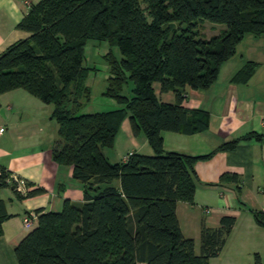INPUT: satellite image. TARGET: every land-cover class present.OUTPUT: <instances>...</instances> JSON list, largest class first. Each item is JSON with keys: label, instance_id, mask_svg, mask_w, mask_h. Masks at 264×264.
<instances>
[{"label": "trees", "instance_id": "obj_1", "mask_svg": "<svg viewBox=\"0 0 264 264\" xmlns=\"http://www.w3.org/2000/svg\"><path fill=\"white\" fill-rule=\"evenodd\" d=\"M203 19L225 26L203 36ZM17 26L29 35L0 53V94L24 88L53 104L51 117L59 128L52 156L73 165L85 195L82 203L65 198L60 210L36 209V224L15 246L17 264H210L235 217L222 216L216 227L203 222L197 252L195 239L183 233L177 203H194L195 163L216 150H167L163 132L209 127V110L183 105L185 87L208 88L246 33L264 37V0H39ZM90 38L120 48V58L112 49L106 53L110 74L104 94L121 107L81 112L91 100L84 64ZM256 64L247 60L231 79H248ZM129 79L132 94L124 92ZM154 81L164 91L173 89L176 101L160 100ZM127 115L134 133L144 132L155 153L132 151L110 161L103 147L115 145ZM246 136L217 149H232ZM10 173L2 168L0 187ZM252 212L264 225V210ZM11 215L0 199V234Z\"/></svg>", "mask_w": 264, "mask_h": 264}, {"label": "crops", "instance_id": "obj_2", "mask_svg": "<svg viewBox=\"0 0 264 264\" xmlns=\"http://www.w3.org/2000/svg\"><path fill=\"white\" fill-rule=\"evenodd\" d=\"M38 1L0 0V53L29 35L17 24ZM208 26L211 36L225 25L213 22ZM247 60L257 62L252 74L246 80H232ZM153 86L160 100L176 101L173 89L162 90L160 81H154ZM185 90L183 105L209 110L210 125L193 133L164 131L165 149L191 154L216 151L195 163L198 180L194 203H177L183 233L195 239L196 251L200 252L202 223L216 227L222 216H234L226 242L210 264L214 257H218L215 264H264V225L256 222L252 212L264 210V37L246 33L234 54L221 64L218 79L211 86L198 89L186 85ZM52 110V104L24 88L0 94V126L4 127L0 131V168L28 179L27 192L43 188L29 195L20 192V196L9 177L8 184L0 187V199L12 213L3 221L0 264L18 263L15 246L37 222L25 224L26 215L37 208L60 210L67 197L76 203L85 200L83 182L74 176L73 165L58 163L52 156L59 127L51 117ZM242 135L248 136L234 148L217 149L222 142ZM121 140H128L130 149L120 160L132 151L155 153L144 132L134 133L129 115L121 123L115 144Z\"/></svg>", "mask_w": 264, "mask_h": 264}, {"label": "rangeland", "instance_id": "obj_3", "mask_svg": "<svg viewBox=\"0 0 264 264\" xmlns=\"http://www.w3.org/2000/svg\"><path fill=\"white\" fill-rule=\"evenodd\" d=\"M210 23H213V21L203 19L200 26L203 36H208L209 32L211 33V29L208 26ZM111 49L119 58L122 56L119 46L117 44H110L107 40L90 38L85 45L84 64L89 67V74L86 82L91 88V100L83 106L81 112L109 110L122 106V104L115 98L104 94V90L108 84V76L110 74V65L106 57V53ZM133 86L134 82L129 79L128 83L124 87V92L132 94ZM57 125L59 126L58 121ZM129 145L128 140H121L113 147L104 146L103 149L106 150L107 155H109L110 161H118L128 151V149H130ZM217 260L218 257L212 258V264H215V261L217 262Z\"/></svg>", "mask_w": 264, "mask_h": 264}, {"label": "built area", "instance_id": "obj_4", "mask_svg": "<svg viewBox=\"0 0 264 264\" xmlns=\"http://www.w3.org/2000/svg\"><path fill=\"white\" fill-rule=\"evenodd\" d=\"M4 127L0 126V131H3ZM2 173V168H0V174ZM13 184L15 185V190H17L18 192H22V193H26L27 189L29 188V184H28V179H26L23 176H20L17 173H10V175L8 176ZM207 211H210L211 208H206ZM35 219L38 220V213L36 211H32L30 212L28 215L25 216L24 220H25V224L27 225H33Z\"/></svg>", "mask_w": 264, "mask_h": 264}]
</instances>
